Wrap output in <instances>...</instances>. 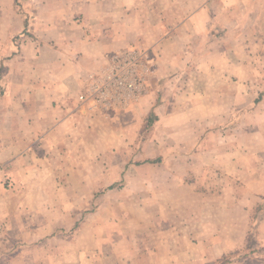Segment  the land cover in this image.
<instances>
[{"label":"rangeland","instance_id":"rangeland-1","mask_svg":"<svg viewBox=\"0 0 264 264\" xmlns=\"http://www.w3.org/2000/svg\"><path fill=\"white\" fill-rule=\"evenodd\" d=\"M81 41L143 87L47 135ZM170 262L264 264V0H0V264Z\"/></svg>","mask_w":264,"mask_h":264},{"label":"crops","instance_id":"crops-1","mask_svg":"<svg viewBox=\"0 0 264 264\" xmlns=\"http://www.w3.org/2000/svg\"><path fill=\"white\" fill-rule=\"evenodd\" d=\"M93 44L96 43L81 41L80 48L77 49V53H75V57H77L68 64L66 55L61 53L64 56L61 59L58 53H56V57L59 56L58 71L53 74L51 71L47 73V76H50L51 79L47 82H43L41 85L44 90L43 94L47 96L45 110L47 120L50 124V127L45 134H58L57 128L60 125L59 122L68 119L67 116H75L77 111L85 110L84 106L77 108V97L89 88L91 84H100L103 77L108 74L110 69L109 59L105 56L108 47L95 46ZM105 47L107 50H104ZM114 51H111V49L109 50V52ZM59 52H61V50H59ZM79 52H81V54L78 55ZM87 60L88 62L86 63ZM82 78L86 79L85 84L84 81L82 82ZM71 103V109H67L66 104L71 105ZM52 122H54L53 125Z\"/></svg>","mask_w":264,"mask_h":264},{"label":"built area","instance_id":"built-area-1","mask_svg":"<svg viewBox=\"0 0 264 264\" xmlns=\"http://www.w3.org/2000/svg\"><path fill=\"white\" fill-rule=\"evenodd\" d=\"M139 57L140 53L135 50L113 56L109 72L103 78L101 87L98 84L93 85L90 96L97 94L101 100L108 102L124 94L139 93L144 79L138 70Z\"/></svg>","mask_w":264,"mask_h":264}]
</instances>
